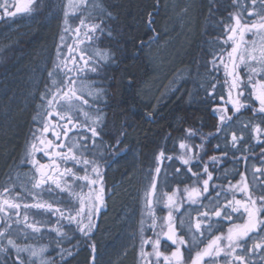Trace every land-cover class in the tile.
<instances>
[{"label":"trees","instance_id":"trees-1","mask_svg":"<svg viewBox=\"0 0 264 264\" xmlns=\"http://www.w3.org/2000/svg\"><path fill=\"white\" fill-rule=\"evenodd\" d=\"M260 2L257 0L253 9L251 0H180L176 9L180 12L186 7L184 16L190 17L182 36L164 31L170 26L171 16L166 0L87 2L85 14L103 21V45L112 47L116 56V63H108L102 69L101 85L107 90V112L115 120L116 133H126L120 144L126 147V153L120 155L119 167L106 173V185L115 192L108 202L109 211L102 213L106 214L94 234L95 241L100 237L96 264L100 260L101 264H136L141 234H131L130 227L139 224L128 225L123 218L128 217L135 204H140L149 170L159 152H174L186 138L188 128L200 133L215 127L212 108L221 102L224 86L218 83L220 86L213 90L216 73L209 61L223 46L220 39L233 8L260 12ZM63 18L64 0H36L33 11L27 15L28 22L21 18L18 26L0 36V43L11 51L0 65V189L21 176L19 161L26 159L32 130L39 126L37 121L45 113L41 94L51 84L48 73L52 70ZM107 23L111 26L107 27ZM154 31L161 38L165 33L169 45L176 43L166 46L171 52L161 59L164 64L157 71L147 54ZM249 117L250 120L238 117L237 125L232 127L247 125L254 120ZM242 132V142H250L248 132L252 130ZM174 165L164 166L166 189L170 182H180L169 178L180 167L178 161Z\"/></svg>","mask_w":264,"mask_h":264},{"label":"snow or ice","instance_id":"snow-or-ice-1","mask_svg":"<svg viewBox=\"0 0 264 264\" xmlns=\"http://www.w3.org/2000/svg\"><path fill=\"white\" fill-rule=\"evenodd\" d=\"M35 3L36 0H24L23 3L16 5L15 12L7 14L10 16H15L17 13L30 14L33 11ZM256 5L257 0H251L250 7L255 9ZM69 7L72 9H84L87 7V0H69ZM259 7L260 12H247L249 19L253 16L259 17L258 21L251 24L245 21L241 14L229 15V20L234 21V24L226 26V39L223 41V44L228 45L231 43V51H222L218 59L219 64L225 70L226 77L231 79L229 101L227 103L230 104L233 114H239L242 110H251L253 118L260 117V123H256L254 126L251 121L247 125H241L242 131L250 128L255 133L257 142L264 143V140L261 139L262 135H264V128L261 127V124H264V0H261ZM69 14V12H65V24H67ZM108 15L110 17L111 14ZM83 29H86L84 32L85 40L80 39V33ZM64 31L67 32L69 29L66 28ZM97 32H104L103 21L100 24H86L85 20L82 19L80 25L75 29L77 41L75 45H64V35H61L60 39L62 43L61 45H57V58L53 62V70L48 73L51 86H46L44 93L41 94V107L45 108L49 120H44L43 115H40L37 122L42 124V128L38 130V134L33 133L32 138L36 142L30 145L28 153L34 169L33 192L36 195L46 193L49 196H67V199L54 200L52 204L47 205L36 203L33 205H23V207L26 210L31 207L47 210L51 214H57L58 224L55 231L61 240L69 239L67 233L62 231V227L74 228V231L84 238H88L92 233L95 227L93 216L99 213L104 206V189L102 185L99 188V192L94 187L102 181L99 161H102L104 157L100 152V148L115 151L122 143L121 138L126 135V133L121 132L119 137H114L115 144H105L102 138L103 110L99 107L93 108L94 104L100 102V97L105 92L97 90L96 92L89 91L85 93L77 86L78 81L83 79L86 73L99 74L103 64L116 59L115 53L91 52L89 50L87 42L94 40L96 38L95 33ZM246 34L260 37L259 46L256 40H253L249 44L244 39ZM107 35L111 37V32H108ZM143 43L141 42V47ZM64 46L68 47L71 55L63 56L61 47ZM225 55L227 61L231 62L230 69L229 63L225 60ZM216 60L217 57H214L212 63L218 69L219 66L216 64ZM69 61L71 64H69ZM240 65L248 67L247 80H243L237 71ZM249 65H259V67H249ZM56 76H60L59 81L53 79ZM257 76L260 77L259 81L255 79ZM257 83L259 84L258 91H256ZM129 84H132L131 80H129ZM246 86H250L251 97L245 96L243 88ZM212 88L215 90L216 85H212ZM231 90H236L235 99L231 96ZM209 95L211 96L212 93H209ZM85 96L88 98L86 99ZM241 97L253 99L258 107L242 103ZM53 108H56L57 111L53 112L49 110ZM85 109H88V111ZM93 111L96 113L95 118L91 116V112ZM228 111L229 109L226 106L213 107L212 109L213 115L217 117L219 122L217 134L223 132L225 139L227 138L228 129L235 123L233 116L227 114ZM53 117L57 119V123L55 124L49 122ZM56 128H59L60 131H53ZM80 133H83V135H79ZM197 133L198 129L188 128L185 130L187 139L195 138ZM49 134L54 137V140L43 138ZM243 140V135L237 137L236 132H232L231 143L233 147ZM179 147L185 150L187 153L186 157L185 155H181L178 158L166 156L161 151L155 157V162L159 165L162 161L167 160L170 164H175L178 160L180 167L175 169V174L187 177V179L192 181L193 185L199 184L201 186H193L190 189L185 187L173 191L171 194H162L158 191L157 186V176L162 172L161 167L157 166L155 168V175L149 170L150 185L145 191L149 215L152 216L153 198L155 197L156 203L160 204L164 201L166 195V203L163 204V207L168 209L167 231H162V234L156 233L155 240L142 241L141 258L147 259L154 255L157 264L161 258H163L164 264H182L183 258L179 246L185 245L186 241L183 236H177V225L173 216V212H180L176 199L177 192H180L186 198V206L197 212L194 226L191 223V219L187 223L186 230L188 233H200L202 237L203 233L201 229L211 234L213 228L220 222H230L233 225L228 228L227 235L221 234L215 236L202 252H198L192 264H201L202 261H205V258L214 259L221 255L226 260L231 255L233 257V264H250V262L246 261L245 256L236 255V253L238 250L253 254L257 250L264 251V242H257L252 248L245 247L248 240L252 238V235H258L264 231V182L257 180V173L261 177H264V169H256L253 172V179L256 182L252 184L251 188H249V182L244 174H240L241 179L235 185L229 183L227 187L221 184H212L210 186V182L214 179L223 180L227 178L226 175L213 176V172L217 170L216 165L218 161L224 159V157L211 156L207 162H203L198 154H192V147L188 144L182 141ZM198 148L201 152H204L203 143ZM37 154L46 158L49 163H41L40 160L35 158ZM261 163H264V161H261ZM69 164H71V167H68ZM61 165L65 167L61 169ZM209 165L212 166V171H209ZM193 167L202 170L193 171ZM74 169L83 171L85 174L82 177L78 176ZM182 169H186V171H182ZM89 172L97 179H89ZM164 176H167L166 172ZM203 176H206V178L201 180ZM69 181H72V183H69ZM80 181L84 182V187L89 188L87 193L83 191L80 193L75 192L73 183L77 187H80L78 183ZM180 182L182 183L183 180ZM12 191L13 189L9 187H4L3 191H0V213H3L8 219H11V215H9L10 210H18L22 207L21 204L15 202V200L20 199L19 196L12 199L8 198ZM237 193L241 194L244 198L236 199ZM230 195L232 198L228 199ZM204 200L208 201L207 204L203 203ZM58 203H63L65 207L53 206ZM200 209H204V211H200ZM234 218H244V222L242 224H235ZM24 219L27 223V216ZM16 220H19L18 214L16 215ZM64 221H66V224H62ZM19 227L20 225L17 223L15 228L18 229ZM27 227L31 229V235L42 231L35 223L27 224ZM153 227H155L154 221ZM179 228L181 230L185 229L184 219H180ZM13 234V225L9 224L7 220L3 224H0V255L5 257V260L0 261V264H8L7 257L12 251L16 253V256L11 264H26L21 259V254L23 253H30L35 258L45 251L43 248L37 252L29 246H19L16 240L12 238ZM162 240L166 244L170 243L176 246V250L171 252L170 255H165L159 250ZM191 240L194 245L196 242L195 235L191 237ZM222 241H224L223 244L221 243ZM144 244H150L153 252H145L143 250ZM91 251L93 253L92 264H95L96 249L94 244L91 245ZM33 264H35L34 260Z\"/></svg>","mask_w":264,"mask_h":264},{"label":"rangeland","instance_id":"rangeland-1","mask_svg":"<svg viewBox=\"0 0 264 264\" xmlns=\"http://www.w3.org/2000/svg\"><path fill=\"white\" fill-rule=\"evenodd\" d=\"M88 1L89 0H87V2ZM23 2H24V0H0V36H4L5 32L8 29H13L16 26H18V23L21 22V20H23L21 18L25 17V20H27L26 22H28V19H27L28 14L17 13L15 16H10L7 14L9 12H15L16 5L18 3H23ZM166 4L170 5V7L168 9L171 13V16L169 18L170 26L166 27L164 29V31H165V33L171 32L172 35L178 34L179 36H182V34L184 32L185 22H188V23L190 22V20H188L190 17L184 16L185 12H186V7L185 8L182 7L180 12L176 9L177 7H180L179 6L180 0H166ZM234 4H236V2ZM252 11H254V10H252ZM65 12L70 13L68 18H67V24H65ZM247 12H248V10L243 11L241 8H233V10L229 13V15L230 14H232V15L241 14L243 16V19L245 21H247L249 24L258 21L259 17H257V16L249 19L247 16ZM229 15H228V19H229ZM82 19L85 20L86 24H92V23L100 24L101 23L100 20H94L93 18L87 16V14H85V12H84V9H72V8H70L69 7V0H64L63 25H62V28L60 31V35L56 41V53H55L54 61L57 58V45H61V43H62L61 39H60L61 35H64V41H63L64 45H75L76 44L77 41H76L75 29L80 25V21ZM17 20H19V21L15 22ZM109 24L110 23H107V27L111 26V24L110 25ZM233 24H234V21L226 20V25H224V37L220 39V42L222 44H223V41L226 39V33H225L226 26L233 25ZM66 28L69 29V31L65 32L64 30ZM103 28H104V30L106 29L105 26H103ZM85 31H86V29H83L80 33V39L81 40H85V36H84ZM165 33H164L163 38L158 37V35H157L152 40H150L148 42V45H147L148 57H149L151 63L153 64V67L156 71L159 70L161 65L164 64L161 59L166 58L168 56L169 52H171L170 49H168V47H166V46H173L176 44L174 42V44L169 45V38L165 37ZM102 34L103 33H100V32L95 33L96 38L90 42H87L89 50L91 52H100V53L112 52V53H114L113 50L111 49L112 47L103 45L104 42H103L102 38H103L104 34L103 35ZM244 39L246 41H248L249 44H251L253 40H256L257 45L259 46L260 37H258V36L254 37L251 34H246ZM81 47H83V45H81ZM222 51L223 52H230L231 51V43H229L228 45L223 44L222 48L220 49V52L215 56V57H217L216 64L219 66L218 69L216 67H214V65L212 63L213 59H211V61H209V62H211L210 67H211L212 71L214 73H216V78H215L214 84L216 85V87L220 86L218 83H222L224 86L223 99H221V98L219 99V101H221L219 104L223 105L226 102L225 100H227V99L229 100V92H230L229 85L231 83V79L226 77L225 70H224L223 66L219 64L218 57ZM61 52H62L63 56H65V57L71 55L68 51V47H66V46L61 47ZM10 53H11V51H9V50L7 51L4 47V45H2L0 43V65L3 64L4 62H6ZM77 56H78V52H77ZM225 60H226V62L229 63V69H230L231 68V62L227 61L226 55H225ZM107 63H106V65H107ZM69 64H71L70 61H69ZM104 65L105 64L102 65V68H101L99 74L86 73L84 75V78L78 81L77 86L80 87L85 93H87L89 91L96 92L97 90H102L105 92V94H103L100 97V102L97 104H94L93 108L99 107L103 110L102 115L104 117V121H103L102 138H103L104 143L105 144H108V143L115 144L114 137H119L120 134L116 133V130L114 129L115 120L112 119V117L109 116V112H107L108 107H109L108 103H107V90H106V87H103L101 85V83H103L101 81V78L103 79V76H104L103 71H102V69L104 68ZM53 67H54V64H52V70H53ZM249 67H259V65H249ZM237 71L239 72V75L243 80H247L248 67H245L244 65H240V67L237 69ZM57 77H58V79H56V80L59 81L60 76H57ZM158 77L159 76H157L156 78L158 79ZM255 79H256V81H259L260 77L257 76ZM50 86H51V84H50ZM166 87H167V84H166ZM258 90H259V84L257 83L256 91H258ZM243 91L245 92V96L246 95H249L250 97L252 96L250 86L244 87ZM231 96L233 99L236 98V90H231ZM85 98L87 99L88 97L85 96ZM243 98L244 97H241L240 100ZM214 107H219V106H214ZM49 110L50 111H52V110L57 111L56 108L49 109ZM85 110L88 111V109H85ZM95 115H96V113L94 111L91 112L92 118H95ZM43 116H44V120H46V117H47L46 111H45V113H43ZM53 119L55 122H57V119L55 117H53ZM41 128H42V124L40 123L39 126H37L36 128H34L32 130L31 138H30L28 145L26 147V152H25L26 159H22L19 161L20 166H21V168H20L21 176L19 178H17L15 181L13 180L12 183L11 182L6 183L0 189V191H3L4 187H9V188L13 189V191L9 194L8 198L12 199L13 197L19 196L20 199L15 200V202L22 205V207L18 210H10L9 215H11V219H8L3 213H0V214H2V220H3V222L5 220H7V222L9 224H11V223L13 224L14 234H13L12 238L14 240H16V242L19 246H21V247L29 246V247L33 248L34 250H36L37 252H39V250L41 248L45 249L43 254L38 255L35 258H33L30 253L21 254V259L24 260L26 262V264H33V260L35 261V264H90L89 262L88 263H82V260H81L82 258L77 257L78 251L76 252L77 242H82L84 244V243H86V238H84L80 234L78 237H76V234L78 232L74 231V228L69 229L67 227H62V231L67 233L69 239L61 240L58 238L57 232L55 231L57 224H58L57 214H51L47 210H39L36 208H31V207H29L26 210L23 207V205H33L36 203H43V204L47 205V204H52L54 200L67 199V196H60V195L49 196L46 193L42 194V195H36V193L33 192V190H32L34 169L31 165V157L28 155V153L30 151V145L32 143L36 142V141H33V138H32L33 133L38 134V130H40ZM233 131L236 132L237 137H240L241 135H243V132L241 131V127H239V126H235V130H233V129L228 130L227 133L232 134ZM221 133H223V132H221ZM248 133H249L248 139H252L253 142H257L255 133L254 132H248ZM199 134L200 133H198V135ZM79 135H83V133H80ZM198 135L193 139L185 138L183 140V142L192 147V154L193 155L198 154L200 157H202L203 153L206 151V149H205V147H203L204 152H201L200 149L198 148V146H199L198 145V143H199L198 142L199 141ZM43 138L54 140L52 137H43ZM261 139L264 140V135H262ZM230 140H231V137H230ZM222 141L227 142V139H224ZM180 143L177 145V148L175 149L174 152L165 153V155L177 157V158L180 157L181 155H185V157H186L187 153L185 152V150H182L179 147ZM100 152L103 154V157H104V159L102 161H99L100 169L102 172V181L94 187H95L96 191L99 192V188L102 185V187L104 189V194H103L104 195V206H103V208H101L99 213H97L96 215L93 216V223L95 224V227L93 228V231H92L93 235L96 233V223H98V216H99L100 212L106 207V203L109 202L111 196L115 192V189L110 188L109 186L107 187V185H106V175H107L106 173H108L109 170H111L112 168H118L119 167V163H118L119 159L118 158L120 157V155L123 156L126 153V147H123V145H119V148L115 151H113L112 149L105 150L104 148H100ZM35 158L40 160L41 163H43L44 161L46 163H49V161L46 158H44L43 156H41L39 154H37ZM89 158H91V157H89ZM260 158H261V160H264V154ZM97 159L99 160V158H97ZM165 164H170V162L167 160H164L159 165H157V163L154 161L151 172L153 175H155V168L157 166L161 167L162 172L159 176H157L158 191L161 192L162 194H171V193H173V191L180 190V188H174L173 190H170V191L166 190L167 178L164 176ZM63 166L64 165H61V167H63ZM171 166L175 167L174 164H171ZM68 167H71V164H69ZM74 171H76V174L78 176H81V177L85 174L83 171H80V170L74 169ZM89 179H97V178L92 176L91 173L89 172ZM247 180L250 181V177H247ZM69 183H72V181H69ZM78 183L80 184V187H77L76 184L73 183V188H74L76 193H80L81 191H83L84 193H87L89 191L88 187H84L83 181H80ZM17 185L19 187H17ZM149 185H150V178L148 180V183L145 185V187L142 191L141 200H140V204H139L140 208H137V207L133 208L132 212L129 213L128 217L123 218L125 220V222H127L128 225L134 224L135 222H136V224H139V226H134V227L131 226L130 227V228H132L131 234H133L135 236L138 233H139V235L141 234V241H140L141 245H140V248L138 249V251H136L137 255H138L137 260H136L137 261L136 264H148V262L151 260H152L151 263L157 264V261H156V258L154 255L147 258V259L141 258L140 253L142 250V241H146L149 239L155 240L156 239V233L162 234V231H167L168 209L163 207V204L166 203V195H165L164 201L161 202L160 204L156 203L155 197L153 198V205H152V209H151L152 216H150L149 215V208H148V205H147L146 200H145V191ZM135 194H136V192H135ZM180 194H182V193L177 192V197H176V199L178 201V207L180 208V212L179 213L173 212V216H174V221L177 225V228H179L180 219L185 220V229L181 230L179 228L180 229L179 231L182 234V236L184 237V239L187 240V242H188L187 245L189 246V245H193L191 237L193 235H195L196 242H197L198 241L197 240L198 235H200V233L193 234V233L187 232L186 229H187V223H188L189 219H191V223L194 226L197 216H196V213L193 212V210H191V208H188L186 206L185 196L182 194L183 197L180 198ZM243 198L244 197L242 196V199ZM53 206L54 207H60V208L65 207V205L63 203L54 204ZM17 214L19 215L18 221L16 220ZM25 216H27V223L25 222V219H24ZM142 221H143V225H142ZM153 221L155 222V227H153ZM17 223L20 225V227L18 229L15 228V225ZM31 223H35L37 227H40L42 229V231L40 233H36L35 235H31V229L27 227V224H31ZM62 224H66V221L62 222ZM260 234L255 235L254 238L260 239L262 237ZM224 235H227V232ZM93 244H95L94 238H93ZM205 247H206V245H205ZM246 248H250V247H246ZM203 249L204 248H202L201 251ZM143 250L145 252H148V253L153 252L152 246L150 244H144ZM159 250L161 252H163L165 255H168L167 253L162 251L161 245H160ZM197 253H198L197 251H194V252L192 250L190 251L191 255L192 254L196 255ZM236 255H243V256H245L246 260L251 259V253L250 252L238 250ZM15 256H16V253L14 251H12L8 254V257H7L8 264H11L12 260L15 259ZM2 260H5V257L3 255H0V261H2ZM213 260L216 261L215 258ZM210 262L213 263L212 260ZM95 264H96V262H95ZM158 264H162V263H160V261H159ZM215 264H233V257L231 255H229L228 259L226 260L224 258V256L222 255V258L219 259V261H217Z\"/></svg>","mask_w":264,"mask_h":264},{"label":"flooded vegetation","instance_id":"flooded-vegetation-1","mask_svg":"<svg viewBox=\"0 0 264 264\" xmlns=\"http://www.w3.org/2000/svg\"><path fill=\"white\" fill-rule=\"evenodd\" d=\"M248 97H250L249 95H246ZM225 104H217L216 106H226L228 107L229 111H228V115L229 116H233V119L235 121V123L233 125H237V121H238V117H245L247 120H250L249 116H253V112L251 110H242L241 113L239 114H233L231 106L229 103H227V101H229L228 99L225 100ZM242 103L245 104H251L253 107H258V105L255 103V101L251 98L249 99H241ZM213 117L215 118V127L213 129H210V131H208L207 129H204L203 131L200 132V134L198 135L199 138V143L198 145H201V143H203V147H205L206 149V154L203 153V156L201 157L203 162H207L209 160V157L211 156H217V157H224V159L218 161L217 165H216V171L213 172V176H224L226 175L227 178L223 179V180H216L214 179L212 182H210V186L212 184H221L225 187H227L229 185V183H231L232 185H235L240 179L241 176L240 174H244V176L250 177V181L249 182V188H251L252 184L255 183L256 181L253 179V172L256 169H264V163H261V156L264 154V143H258V142H253V140L251 139L250 142H239L236 144L235 147H233L230 137H231V133H227V142L226 141H222L225 139V135L223 133H219L217 134V126H218V119L216 116L213 115ZM47 120V118H46ZM57 123L54 121V124ZM249 123V122H248ZM247 123V124H248ZM251 123L254 126L256 123H260V117H255L254 120L251 119ZM261 127L264 128V124H261ZM235 130V127L229 128L228 130ZM53 131L59 132L60 129L56 128ZM211 134V135H210ZM47 137H52L54 139V137L49 134ZM55 142V141H54ZM217 146H219L217 148ZM239 149V150H237ZM43 163H46L45 161ZM65 166L61 167V169H63ZM198 170H202V169H197L196 167H193V171H198ZM186 171V169L184 170ZM209 171H212V166L209 165ZM179 175L175 174V171H173V174L169 177L174 181H178L180 179L183 180V182H177L176 184H173L172 182H170L169 184H167V191L173 190L174 188H180L183 189L185 187H188L189 189L193 186L196 187H200L201 185L197 184V185H193L192 181L187 179V177H182L180 176V178H178ZM206 178V176L201 177V180ZM240 178V179H239ZM257 180L264 182V177H261L259 173H257ZM214 195V193H213ZM183 195L180 194V198H182ZM231 195L228 197V199H231ZM236 199H242V195L237 193L236 194ZM207 200H204L203 203L207 204ZM108 207V202L106 203V207L101 211H105L107 210ZM135 207L140 208V205ZM193 210V209H191ZM200 211H204V209H200ZM100 212V213H101ZM193 212L196 213L197 216V212L193 210ZM244 222V218L241 219H235L234 218V223L235 224H242ZM0 224H3V220H2V214H0ZM12 224V223H11ZM13 225V224H12ZM98 223H96V227H98ZM136 226V225H135ZM232 223L230 222H220L218 223L213 230L211 231V234H209L208 232H205L203 229H201L202 233H203V237H201V235H198V241L195 242L194 245H187V240L185 245H180V251L182 254V264H192L193 260L196 258V255H191L190 251L192 250L197 251V252H202L201 249L205 248V245L207 246L208 243H210L212 241V239H214L215 236L221 235V234H225L228 230L229 227H232ZM180 229L177 228V236H182V234L179 231ZM261 233V234H260ZM259 234L262 236L260 239L258 238H254L255 235H252V238L250 240H248L246 247H250L252 248V246H254L255 243L257 242H264V231L260 232ZM79 236V233L76 234V237ZM93 232L90 234V236L88 238H86V243H82V242H77V246H76V252H77V257L82 258V263H90L92 264V256L93 253L91 251V245L93 244ZM189 241V240H188ZM222 244L224 243V241L221 242ZM95 249L97 248V243L95 241ZM161 247H162V251H164L165 253H167L168 255L171 254V252L176 250V246L171 245L170 243H164L162 241L161 243ZM75 252V253H76ZM76 255V254H75ZM85 255V256H84ZM82 256V257H81ZM222 258V255L220 257L215 258V260L213 259H208L205 258V261H202L201 264H215L217 261H219V259ZM99 259V254L96 250L95 252V262L98 261ZM213 261V263H211L210 261ZM152 261V260H151ZM151 261L148 262V264L151 263ZM248 262H250V264H264V251H260L257 250L255 252V254L251 253V259L250 260H246ZM160 263L164 264L163 258L160 259ZM151 264H155V263H151Z\"/></svg>","mask_w":264,"mask_h":264},{"label":"bare ground","instance_id":"bare-ground-1","mask_svg":"<svg viewBox=\"0 0 264 264\" xmlns=\"http://www.w3.org/2000/svg\"><path fill=\"white\" fill-rule=\"evenodd\" d=\"M157 35H158V32H157V31H154L153 37H152L150 40H152V39H153L155 36H157ZM150 40H149V41H150ZM147 45H148V44H147ZM115 61H116V59H115L114 61H110V62H108V63H111V62H112V63L114 64V63H116ZM108 63H107V64H108ZM107 66H108V65L105 64V65H104V68L107 67ZM120 160H121V159L119 158L118 161H120ZM109 208H110V206L108 205L107 210H105V211H103V212H106V213H107V212L109 211ZM103 212H101V213L99 214V216H98V224H100V223L103 221V216L106 214V213H105V214L102 216V213H103ZM99 238H100L99 236L96 237L97 247L99 246V240H100ZM103 253H104L103 251L100 252V257L103 256ZM98 254H99V253H98ZM101 262H102V261L100 260V264H101Z\"/></svg>","mask_w":264,"mask_h":264},{"label":"water","instance_id":"water-1","mask_svg":"<svg viewBox=\"0 0 264 264\" xmlns=\"http://www.w3.org/2000/svg\"><path fill=\"white\" fill-rule=\"evenodd\" d=\"M53 112H54V111H53ZM47 118H48V117H47ZM48 120H49V118H48ZM49 122L53 124V121H52V120H50Z\"/></svg>","mask_w":264,"mask_h":264}]
</instances>
